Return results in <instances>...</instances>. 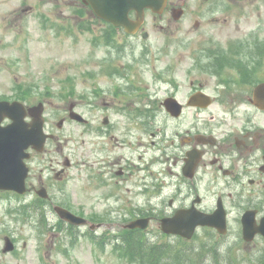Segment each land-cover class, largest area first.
Returning a JSON list of instances; mask_svg holds the SVG:
<instances>
[{
    "label": "flooded vegetation",
    "instance_id": "obj_1",
    "mask_svg": "<svg viewBox=\"0 0 264 264\" xmlns=\"http://www.w3.org/2000/svg\"><path fill=\"white\" fill-rule=\"evenodd\" d=\"M217 2L229 3L224 12L237 13L232 20L222 19V30L213 18L207 31L172 33L181 69L175 68L167 80L170 90L160 88L162 93L149 101L142 99L144 87L133 82V92L119 86L112 94L120 96V103L111 113L124 117L96 113L94 194L115 199L123 217L95 223L122 227L116 235L121 238L127 229L124 216L149 217L158 221L161 236L177 243L187 240L162 232L164 217L179 211H221L222 232L210 226L199 230L210 229L221 239L222 264H264V0H200L196 9L200 12L204 3L218 7ZM181 6L168 0L164 12L175 18ZM194 22L199 28L200 20ZM145 27L134 34L116 27L113 66L135 69L141 64L143 56L136 49L128 56L122 50ZM122 55L130 63L119 64ZM168 97L171 111L165 104ZM65 172L62 168L56 175ZM98 228L93 237L97 245L109 236L106 228Z\"/></svg>",
    "mask_w": 264,
    "mask_h": 264
},
{
    "label": "rangeland",
    "instance_id": "obj_2",
    "mask_svg": "<svg viewBox=\"0 0 264 264\" xmlns=\"http://www.w3.org/2000/svg\"><path fill=\"white\" fill-rule=\"evenodd\" d=\"M174 1L187 7L184 18L176 21L171 15L155 17L148 14V39L143 40L142 36L133 38L131 40L135 43L122 50L127 56L134 49L142 56L148 51L143 59L145 65L132 69L129 76L119 77L102 72V67L97 76V63L107 66L115 51L102 40L97 43L95 36L109 28L82 0H0V97L16 98L21 95L20 90L34 93L28 104L45 102L48 128L58 137L50 141L46 152L31 163L33 170L29 183L37 184V180L43 177L48 187L50 184L51 194L59 201L69 203L74 210L83 209L91 217L97 213L100 216L95 217L116 220L105 207L115 206L114 210H118L117 201L97 198L89 184L90 167L77 165L81 158L91 159L94 138L90 125L69 121V106L75 103L79 112L94 119L96 112L102 111V108L112 112L118 106L120 97L117 99L116 94H111L115 86L128 88L135 83L136 88L144 87L142 99L159 96L162 93L160 85L165 92L168 90L166 80L172 78L175 68L181 69V66H176V44L172 33L207 31L209 24L206 21L212 15L204 10L200 14L196 11L200 0ZM203 5L208 9L213 4ZM205 13H209L208 16ZM214 14L222 16L221 8ZM195 19L203 23L199 28ZM117 60L119 64L130 63L123 55ZM159 72L165 81H156ZM96 87L101 90V95L97 97L94 92ZM106 101H109L107 105H103ZM61 118L67 122L60 129L57 123ZM66 156L73 164L68 169V183L56 179L54 173H48L52 161H64ZM31 198L0 192V264H137L117 255L118 252L111 246L100 251L89 238L78 236L76 240L70 239L67 232L68 236L50 232L42 237L38 232L40 222L35 208L28 209L26 206L24 210H18L16 207L21 201L28 202ZM152 200L147 199L148 203H153ZM113 215L116 218L120 216L118 211ZM156 225L152 223L148 229L151 236L148 241L161 243L163 239L158 238ZM119 229V226L114 227L116 232ZM11 234L17 239L15 250L4 253V237ZM207 238L206 233L200 232L191 246H201L208 241ZM217 244L210 247L215 253L202 260L203 264H215L216 252L220 254L217 258L222 257V245ZM124 249L128 252V248Z\"/></svg>",
    "mask_w": 264,
    "mask_h": 264
},
{
    "label": "water",
    "instance_id": "obj_3",
    "mask_svg": "<svg viewBox=\"0 0 264 264\" xmlns=\"http://www.w3.org/2000/svg\"><path fill=\"white\" fill-rule=\"evenodd\" d=\"M94 8L95 12L106 20L116 25H124L128 31H134L144 20L145 8H152L154 11H161L166 0H85ZM132 9L137 11V18L133 20L129 13ZM43 105L30 107L28 110L23 103L19 101L9 102L0 101V188L15 189L18 192L26 191L25 180L28 176V166L25 158L30 154L26 149L31 145L41 150L48 137L44 131V117L42 114ZM31 114L32 121H27V115ZM71 115L75 118H81L75 112ZM12 119V122L6 126L2 125L5 117ZM59 215L75 224L86 222L81 216L75 215L71 211L57 207ZM198 219L188 222L179 232L191 237L195 227L199 223H211L212 215H198ZM178 214L174 218L164 221L166 231L174 230L173 222L184 223L185 219ZM139 221H134L131 226L137 225ZM12 244L7 243L6 249H12Z\"/></svg>",
    "mask_w": 264,
    "mask_h": 264
},
{
    "label": "trees",
    "instance_id": "obj_4",
    "mask_svg": "<svg viewBox=\"0 0 264 264\" xmlns=\"http://www.w3.org/2000/svg\"><path fill=\"white\" fill-rule=\"evenodd\" d=\"M128 243H129L128 253L130 254L128 256L132 262L135 261L138 264H164V263L172 264L174 257L173 254H170L169 259H166L165 260L166 262H163V258L161 257V255L159 256L160 252L155 245H152L151 247L148 246L146 249H144L143 240L141 241L139 239L138 240L131 239L130 241H128ZM164 249H165L164 256H166L170 248L169 249L164 248ZM133 251L134 253L132 254ZM188 262L190 261L184 258L183 253L178 254V256L174 259L175 264H187Z\"/></svg>",
    "mask_w": 264,
    "mask_h": 264
}]
</instances>
